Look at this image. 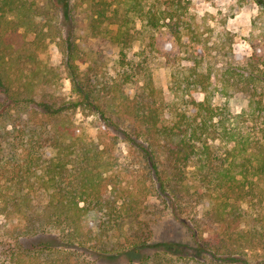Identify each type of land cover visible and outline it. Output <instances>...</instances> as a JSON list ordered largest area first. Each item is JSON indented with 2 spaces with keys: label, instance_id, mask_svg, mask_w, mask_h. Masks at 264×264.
I'll return each instance as SVG.
<instances>
[{
  "label": "trees",
  "instance_id": "trees-1",
  "mask_svg": "<svg viewBox=\"0 0 264 264\" xmlns=\"http://www.w3.org/2000/svg\"><path fill=\"white\" fill-rule=\"evenodd\" d=\"M48 1L0 0V214L19 217L10 229L13 263L111 264L105 259L126 253L116 264H168L170 258L158 259L163 252L147 251L151 223L165 208L190 237V244L178 243L179 253H165L239 263L246 251L264 252V75L247 68L255 48L239 77L222 79L224 102L193 97L192 111L162 125L146 66L151 54L142 47L132 61L128 51L136 39H148L151 52L184 45L179 8H167V31L155 41L156 12L139 0H90L83 18L67 2L50 33L40 10ZM49 35L61 53L67 94L51 89L58 78L44 57ZM114 51L118 66L111 69L106 59ZM190 68L198 80L201 73ZM185 86L190 92L204 82ZM230 88L246 98L239 112L228 109ZM78 111L96 115L97 141L75 123ZM121 141L135 150L139 187L107 170ZM192 202L201 208L187 214Z\"/></svg>",
  "mask_w": 264,
  "mask_h": 264
},
{
  "label": "rangeland",
  "instance_id": "rangeland-1",
  "mask_svg": "<svg viewBox=\"0 0 264 264\" xmlns=\"http://www.w3.org/2000/svg\"><path fill=\"white\" fill-rule=\"evenodd\" d=\"M90 0H49L44 6L40 7L43 14L42 24L54 32L55 27H59L60 17L64 10L71 8L79 17H84L86 11L84 7ZM100 1V0H94ZM117 3L128 0H101ZM145 9L156 12L158 18L157 26L153 29L155 41L159 36H164L167 31L166 19L167 8L175 6L179 8V13L185 21V28L181 31L184 45L175 43L170 47H162L149 51L148 39H136L133 41L128 51V58L132 61L138 60L137 51L144 48L146 55V66L152 76V83L157 89L156 105L159 109V123L168 125L173 123L182 112H190L193 107L188 103L191 98L203 100L208 98L213 105L224 102L225 96L220 92L222 79L237 78L240 71L246 68L248 60L255 48L256 54L252 67L255 74L264 75V5L262 0H139ZM125 3V4H126ZM139 20V19H138ZM61 23V22H60ZM142 22L138 21L137 27ZM189 26V27H188ZM75 32L76 36L82 37L84 32ZM104 46L103 44H100ZM254 47V48H253ZM115 52V51H114ZM107 55V62L111 69L118 66L117 54ZM190 54V59H187ZM44 57L57 68L58 81L51 86L52 91L67 94L70 90V83L66 77L63 67L60 65L61 53L58 50L54 39L50 35L46 38V48ZM195 66L201 73L198 80L194 75H190V66ZM204 82V87H196L188 91L186 84L192 82ZM259 86L261 80L255 81ZM259 91V90H258ZM234 90L229 89L228 94ZM264 100V89L262 91ZM246 106V98L241 93H233L229 98L228 109L230 112H239ZM75 123L82 126L81 132L88 140H98L97 117L93 113L78 111L75 115ZM218 142V140H214ZM115 151H119L116 163L110 167L108 172L117 173L123 185L140 186L141 176L138 174V161L134 158L135 150L126 141H121L116 145ZM192 168L187 169V181L194 182L191 174ZM184 202L185 199H183ZM189 204V203H188ZM194 204V205H193ZM242 205L245 207V203ZM200 204L192 202L188 205L187 214L200 209ZM184 212L181 216L187 217ZM185 214V215H184ZM18 216L6 218L0 214V264H14L10 257L13 236L11 226L18 221ZM151 250L163 252L164 258L158 259L165 261L170 258L168 264H264L258 262L259 254L264 252L260 249L250 252L246 251L243 262L232 263L229 261L218 260L211 263L208 258L199 257L192 259L188 255L178 256L176 254L165 253L164 248H170L175 253L184 248L181 244H190V237L184 224H182L171 209H164L156 214L151 223ZM181 243V244H178ZM167 246V247H166ZM259 250V251H258ZM259 253V254H258ZM129 254H120L105 259V262L116 264L127 261ZM136 257L133 261H136ZM160 264V263H159Z\"/></svg>",
  "mask_w": 264,
  "mask_h": 264
}]
</instances>
